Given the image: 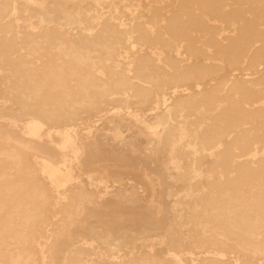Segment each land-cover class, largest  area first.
I'll list each match as a JSON object with an SVG mask.
<instances>
[{
    "label": "bare ground",
    "instance_id": "bare-ground-1",
    "mask_svg": "<svg viewBox=\"0 0 264 264\" xmlns=\"http://www.w3.org/2000/svg\"><path fill=\"white\" fill-rule=\"evenodd\" d=\"M0 264H264V0H0Z\"/></svg>",
    "mask_w": 264,
    "mask_h": 264
}]
</instances>
